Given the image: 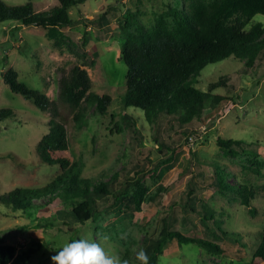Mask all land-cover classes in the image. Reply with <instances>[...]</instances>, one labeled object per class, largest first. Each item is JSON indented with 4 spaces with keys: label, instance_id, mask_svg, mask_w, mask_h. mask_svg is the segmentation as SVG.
I'll return each mask as SVG.
<instances>
[{
    "label": "rangeland",
    "instance_id": "rangeland-1",
    "mask_svg": "<svg viewBox=\"0 0 264 264\" xmlns=\"http://www.w3.org/2000/svg\"><path fill=\"white\" fill-rule=\"evenodd\" d=\"M4 1L10 5L30 2L36 11L59 5L58 0ZM165 1L86 0L81 8L68 9L73 23L59 30L39 25H0V108L13 110L12 116L0 120V198L15 188L46 186L60 173L36 152L52 114L11 91L3 79V73L9 69L17 73L19 81L59 104L61 113L68 118L72 155L86 163L85 174L123 171L126 177L138 179L143 163L147 170L158 165V170L151 171L154 177L147 173L139 179L146 193L142 210L132 217L121 202L105 203L87 222L73 217L68 201L42 203L30 215L0 209V235L5 243L14 245L17 252L36 248L28 264H51L53 251L64 243L73 239L97 240L98 233L109 237L101 242L106 252L127 259L129 264H138L136 253L142 249L145 238H158L164 227L185 236L206 237L204 224L194 210L202 202L223 212V227L241 234L242 243L222 242L229 251L217 255L198 245L173 240L164 247L158 264H248L251 260L254 250L250 244H255L264 225V154L253 150L264 148V59L253 67L226 59L204 68L196 87L207 91L210 84L227 78V85L212 92L228 99L203 112L202 119L191 128L195 134L190 129L181 134L182 128L167 126L161 118L158 123H146L142 112L131 108L129 111L137 114L134 117L142 115L136 121L137 133L133 135L132 129L126 128L116 137L105 136L109 114L120 111L118 102L125 89L127 67L121 60L120 38L123 15L130 10L140 22L151 25ZM258 22L264 25V16L256 15L246 29ZM75 65L87 71L92 91L112 98L111 110L105 117H90L87 124L79 127L74 125L73 111L59 100V80ZM190 136L196 139L193 147L188 143ZM156 137L173 149L164 148V154L157 147ZM219 137L259 146L245 145L246 151L239 156H227L217 145ZM255 159L263 166L250 162ZM212 163L251 185L255 193L251 207L209 185L214 179ZM200 165L204 166L199 168ZM199 169L204 171L203 181L199 179L202 186L194 183ZM257 169L259 175L254 173ZM229 181L234 183V177ZM159 185L164 190L155 195ZM151 195L155 197L149 198ZM197 197L201 201H194ZM0 206H4L2 202Z\"/></svg>",
    "mask_w": 264,
    "mask_h": 264
},
{
    "label": "trees",
    "instance_id": "trees-1",
    "mask_svg": "<svg viewBox=\"0 0 264 264\" xmlns=\"http://www.w3.org/2000/svg\"><path fill=\"white\" fill-rule=\"evenodd\" d=\"M58 2L59 5L52 9L36 11L30 2L10 5L0 0V25H39L59 30L73 23L68 9L81 8L86 0ZM256 15L264 16V0H166L151 25L140 22L134 12L126 11L120 24L121 60L127 67L125 89L118 102L120 111L109 114L106 127L108 133L105 136L116 137L126 128H131L135 135L136 121L139 117L142 119V115L146 123H158L161 118L167 126L177 125L182 128L179 131L181 134H187L189 129L190 133L195 134L191 128L195 121L202 119L203 112L208 107L214 109L228 99L212 92L221 85H227V78L210 84L207 91L196 87L204 68L226 59L253 67L264 59L263 23H255L246 29ZM96 21L101 26L99 20ZM3 79L12 92L21 94L39 110L52 114L47 122L48 131L38 141L36 152L44 163L56 166L60 173L46 186L19 187L4 194L0 198L4 206H0V209L30 215L42 203L49 205L68 201L72 206L73 217L80 222L92 219L105 203L115 205L121 202L131 217L142 210L146 190L138 181L147 173L154 177L151 171L158 170V165L147 170L143 163L138 171L141 173L138 179L126 177L123 171L85 174L86 163L74 159L72 155L67 132L68 118L61 113L59 104L41 91L19 81L17 73L12 69L3 73ZM91 88L87 71L78 65L73 66L70 73L63 74L59 80L60 104L73 111V121L77 127L87 124L90 117H105L111 110L110 95H99ZM131 108L140 110L142 115L134 117L137 114L130 112ZM12 115L13 110L10 108H0V120ZM140 135L142 137V133ZM135 139L138 140L137 137ZM154 140L164 154L167 152L164 148L173 149V146L159 137ZM217 145L225 155L232 157L246 151L245 145L259 146L258 143L223 137L217 139ZM253 150L264 154V148L255 147ZM250 162L263 166L260 160ZM211 165L214 179L209 185L220 194L233 196L241 205L251 207L255 197L251 185L218 164ZM254 173L259 175L260 171L257 169ZM195 174L198 177L194 183L202 186L199 179L203 181L204 171L199 169ZM230 177H234V183L229 181ZM163 190L164 187L159 185L155 195ZM194 201L201 200L197 197ZM194 210L204 224L206 237L185 236L164 227L158 238L147 237L143 242L142 249L149 256V264H158L164 247L173 240L179 244L198 245L217 255L229 251L223 247L222 242L242 243L239 238L241 234L223 227V220L220 219L223 212L204 202L194 207ZM250 245L254 251L248 264H264V225L260 237L255 244ZM36 251V248L30 247L17 252L15 246L5 243L4 236L0 235V264H28Z\"/></svg>",
    "mask_w": 264,
    "mask_h": 264
},
{
    "label": "clouds",
    "instance_id": "clouds-1",
    "mask_svg": "<svg viewBox=\"0 0 264 264\" xmlns=\"http://www.w3.org/2000/svg\"><path fill=\"white\" fill-rule=\"evenodd\" d=\"M109 237L97 234V240L73 239L62 245L59 250L53 251L50 256L51 264H129L127 259L106 252L101 242ZM140 264H149V256L144 249L136 253Z\"/></svg>",
    "mask_w": 264,
    "mask_h": 264
},
{
    "label": "built area",
    "instance_id": "built-area-1",
    "mask_svg": "<svg viewBox=\"0 0 264 264\" xmlns=\"http://www.w3.org/2000/svg\"><path fill=\"white\" fill-rule=\"evenodd\" d=\"M196 139L194 138V136H190L188 139V143L190 144L191 147H193L195 145Z\"/></svg>",
    "mask_w": 264,
    "mask_h": 264
}]
</instances>
